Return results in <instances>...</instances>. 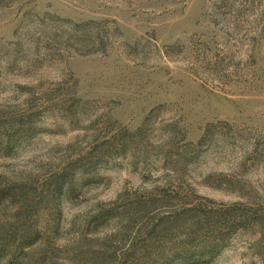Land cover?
Masks as SVG:
<instances>
[{
  "label": "rangeland",
  "instance_id": "1",
  "mask_svg": "<svg viewBox=\"0 0 264 264\" xmlns=\"http://www.w3.org/2000/svg\"><path fill=\"white\" fill-rule=\"evenodd\" d=\"M0 264H264V0H0Z\"/></svg>",
  "mask_w": 264,
  "mask_h": 264
},
{
  "label": "trees",
  "instance_id": "2",
  "mask_svg": "<svg viewBox=\"0 0 264 264\" xmlns=\"http://www.w3.org/2000/svg\"><path fill=\"white\" fill-rule=\"evenodd\" d=\"M78 27V25H76Z\"/></svg>",
  "mask_w": 264,
  "mask_h": 264
}]
</instances>
